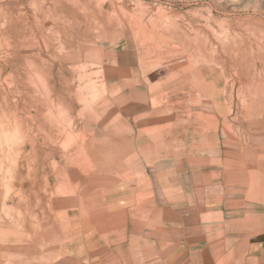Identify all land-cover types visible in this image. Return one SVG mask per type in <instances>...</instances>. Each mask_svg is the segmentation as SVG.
<instances>
[{
	"label": "rangeland",
	"instance_id": "rangeland-1",
	"mask_svg": "<svg viewBox=\"0 0 264 264\" xmlns=\"http://www.w3.org/2000/svg\"><path fill=\"white\" fill-rule=\"evenodd\" d=\"M205 161L220 164L213 205L197 197ZM138 188L157 194L144 203L156 196L157 229L143 231L170 248L154 254L146 235L103 252L93 221L113 225ZM48 253L264 264V0H0V264Z\"/></svg>",
	"mask_w": 264,
	"mask_h": 264
},
{
	"label": "crops",
	"instance_id": "crops-1",
	"mask_svg": "<svg viewBox=\"0 0 264 264\" xmlns=\"http://www.w3.org/2000/svg\"><path fill=\"white\" fill-rule=\"evenodd\" d=\"M211 163L212 162L209 163V161H205V162H203L202 165L199 166V171L198 172H200V168L202 166L207 165L208 167L209 166L210 167H209L208 172H205V174H203L202 181H203V184H204V188L201 190V193L200 194L197 193V197L199 199H202V198L203 199H208L207 201L208 202H211L210 204L213 205L215 203H220V201H221L220 200L221 199V194L219 193L220 192V188H217L219 185L218 186L217 185L210 186L212 180L217 181V179H218L217 174L214 175V172H213V171H216V170L215 169H211V167L213 165H217V168H218L220 166V164H218V163L215 162L216 164H213L211 166ZM217 171L219 172L220 170H217ZM210 175H212V176H210ZM218 175H220V172H219ZM209 177H211V178H209ZM145 182H146V180L144 179L142 182L138 183L137 184L138 187H140L142 185L141 183H145ZM137 185H136V187H137ZM74 187H76V186H74ZM134 189H135V187L133 188V190ZM138 189H139L138 190V195H140L142 197H144V196H148V197L147 198H144V199L141 197L142 201L139 200L138 205L136 204V205L131 206L129 208H123V206H122L123 203H121L120 206H119V208H116L115 214L112 215V219H113V222H114L113 225H111L110 227H106V229H101V228L96 227L95 224L97 222L98 223L99 222H103L104 223V221L107 222V219L109 220V218L111 217V216L109 217L108 215L105 216L106 218H102V219H98V220L96 219L95 221H93L94 222V225H93V228L94 229H90L91 231H90V233L88 235L96 236L97 242L94 243L95 245H97V244H99L101 242L105 244L104 245L105 247H104L103 252H106L107 250H109V253H111L112 255H114V254H117L118 255L119 253H120V255H122L123 253L121 252V249L125 246L126 243L128 245H131L132 244V246H134V245H136V243L139 244V242L142 240V237H144V236L145 237L148 236L149 238L150 237H154V241H148V243H147L149 246H153L152 248L154 249V251H152V252L154 254L156 253V250L158 251V249H159V251L163 252L162 251L163 249L170 248V244H164V243H162L164 241V239L163 240L161 239L160 240L161 242L159 244L157 243V241H158L156 239V234L157 233H154V235H153L152 233H147L146 234L143 231V229H145V230L146 229H157V226L158 225H157L156 215H155V213H156V209H155L156 196L151 199V201L153 202V206L152 207L150 206L151 208H149L148 205L144 204V203H147L148 200H150V194H151V192L154 195H157V194H155V192H156L155 189H152L151 191L146 190L147 192L140 191V188H138ZM183 191H185L186 199L189 201V193L187 192V189H183ZM192 194L195 196L194 193H192ZM138 195H137V197H139ZM134 196L135 195H133V198H134ZM96 198H97L96 200L99 199L98 197H96ZM92 199H95V198H92ZM162 201H164V200H162ZM142 203H143V205H142ZM163 205H164V203H163ZM184 206H186V205H184ZM186 208H187V206H186ZM107 211H108V209H106V212ZM142 212H144L145 214L148 215L147 216L148 218L146 217L147 219L145 220V222H142V220L139 219L140 216H141L140 214ZM194 212H198V210L197 211H194ZM200 212H202V211H200ZM180 213H181V216H180L181 222L179 224V229H183L182 231L184 233V231L189 228V227H186V224H185L186 223L185 222L186 220L184 219L186 217V214H188L189 212H187V210H182L181 209L180 210ZM82 216L83 215H81V217ZM129 216H131V219L130 220H128L129 219ZM197 217H198V219L200 218L199 221H201L205 217L209 218V217H215V216H211L210 213H207V215L199 214ZM82 219H84V218H82ZM70 220H72V217H70ZM126 220H128V225L125 226V227H122L123 226V223H125ZM199 221H195V222H199ZM227 224H229V223L227 222L226 225ZM91 226L92 225H88V222L85 221V225H82V228L83 229H86V228L91 227ZM107 229H110L111 230V234H104V236L103 235L102 236H98L97 235V233H99V231H103V230H107ZM162 229H168V227L165 226ZM192 229H202L201 231L203 232V229H205V228H202L200 226H194ZM206 229H210V227H207ZM227 229H229V227H227ZM112 230H114V231H112ZM74 233H75V231H73V229L68 230V233L67 234L69 235V237L70 236L71 237L68 238V241H67L68 244L62 243L60 245L61 248H64V250H66V248H70V245L71 244H75L76 245V243L74 241V240H76V237H74V239H73ZM102 237H103V241H99ZM182 239H183V237H182ZM91 240H93V237H92ZM165 240H167V239H165ZM199 240L200 239L196 240L195 243L197 244ZM152 242H153V244H151ZM182 243H184V242H182ZM54 244H52L53 246L51 247V249L53 248L52 249L53 251L55 249H57V247L56 248L54 247ZM95 245H91V246H89V245L87 246L86 245L84 247H81V246L80 247H81L82 251H88L91 247H93ZM191 245H194V244L191 243ZM177 247H179V246L178 245H173V247H171L172 251L175 250V249H177ZM132 254L133 253H130V256H122V260H124L123 257H128V260H129L128 264H140V262H141L140 259L142 257H140V256H138L136 254H133V255ZM56 255L57 254H52V253L46 254L47 264H51L52 261L55 259V256ZM195 255H196V253L192 254V257H190L189 259H186V260L182 261L180 264H189L190 262H192V263L198 262L199 260H196V258H194ZM156 259L151 260L148 264H159L158 262H161L162 263L163 260H165V259H162V258H156ZM212 261L213 262H216V259H213ZM222 261H223V259H222ZM222 261H220V262L222 263ZM220 262L218 264H221ZM44 263L45 262H44L43 258L40 259V261L38 262V264H44Z\"/></svg>",
	"mask_w": 264,
	"mask_h": 264
}]
</instances>
